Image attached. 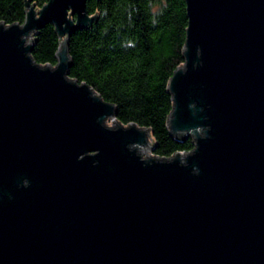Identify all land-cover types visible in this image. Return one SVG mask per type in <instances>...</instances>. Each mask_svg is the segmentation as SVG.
I'll list each match as a JSON object with an SVG mask.
<instances>
[{"label":"water","instance_id":"1","mask_svg":"<svg viewBox=\"0 0 264 264\" xmlns=\"http://www.w3.org/2000/svg\"><path fill=\"white\" fill-rule=\"evenodd\" d=\"M32 1L0 22V264H264V0H184L166 126L193 148L165 158L68 77L86 0ZM47 23L55 66L30 57Z\"/></svg>","mask_w":264,"mask_h":264},{"label":"trees","instance_id":"2","mask_svg":"<svg viewBox=\"0 0 264 264\" xmlns=\"http://www.w3.org/2000/svg\"><path fill=\"white\" fill-rule=\"evenodd\" d=\"M48 0H33L40 9ZM96 19L67 40L68 77L93 89L116 109V121L149 129L152 155L189 152L192 139H175L166 126L172 110L168 82L184 63L187 15L184 0H86ZM25 0H0V22L23 24ZM30 57L55 66L61 38L50 23L35 30Z\"/></svg>","mask_w":264,"mask_h":264},{"label":"rangeland","instance_id":"3","mask_svg":"<svg viewBox=\"0 0 264 264\" xmlns=\"http://www.w3.org/2000/svg\"><path fill=\"white\" fill-rule=\"evenodd\" d=\"M29 39H27V41H28ZM110 123V121H107V124H109ZM151 154V153H150ZM142 158L143 159H145V155L144 154H142Z\"/></svg>","mask_w":264,"mask_h":264}]
</instances>
